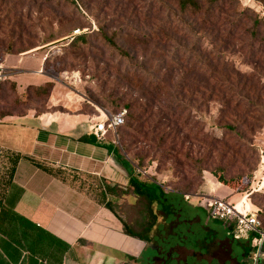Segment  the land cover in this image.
I'll return each mask as SVG.
<instances>
[{
	"label": "rangeland",
	"instance_id": "rangeland-1",
	"mask_svg": "<svg viewBox=\"0 0 264 264\" xmlns=\"http://www.w3.org/2000/svg\"><path fill=\"white\" fill-rule=\"evenodd\" d=\"M201 1L207 6L208 0ZM239 2L251 9L250 16L264 19V0ZM231 3L224 0L213 6L210 16L219 18L218 29L199 32L189 27L191 16L175 12L173 0H0V120L27 114L125 111L124 123L108 134L132 161L138 153L146 156L140 169L143 179H156L166 190L192 185L186 194L190 197L199 192L205 176L242 175L234 189L237 195L227 201L264 211V115L259 123L246 117L249 109L264 113V44L245 33L251 25L247 16L239 17L243 21L238 23L231 17ZM236 23L240 27L232 26ZM83 33L86 43L69 46ZM258 34L264 36V25ZM18 75L22 77L16 80ZM252 76L263 89L257 93L259 99L244 100L240 109L247 110L246 122L231 131L226 124L240 123L243 111L231 108L222 114V93L198 88L197 82L236 85L237 77L244 81ZM175 102L182 103L183 110L171 112L168 103ZM167 112L180 116V121L168 125ZM136 118L143 122L140 128ZM155 123L156 130L150 128ZM143 133L147 138L139 141L130 136ZM13 163L0 152V196ZM69 178L91 184L79 176ZM210 199L192 207L191 214L203 219L211 211ZM130 202L131 196H126L113 204L126 217ZM209 220L218 239L231 237L223 221ZM201 231L198 224L181 223L175 232L183 238L169 236L161 245L168 247L184 237L189 242L204 240ZM233 249L234 257L244 261L243 246L236 242ZM148 254L154 256V249Z\"/></svg>",
	"mask_w": 264,
	"mask_h": 264
},
{
	"label": "crops",
	"instance_id": "crops-1",
	"mask_svg": "<svg viewBox=\"0 0 264 264\" xmlns=\"http://www.w3.org/2000/svg\"><path fill=\"white\" fill-rule=\"evenodd\" d=\"M101 118L58 112L0 120V152L14 161L0 196V264H188L189 259L192 264H264V242L257 250L249 241L218 239L209 225V211L203 219L198 215L190 222L167 225L164 232L155 228L149 240L126 234L105 206L110 197L103 196V186L127 187L137 167L114 137L97 135L95 125ZM69 176L91 184L73 182ZM234 195V189L208 175L189 203L196 207L204 199L227 201ZM231 204L242 208L237 201ZM181 223L198 224L204 240L189 242L184 237L162 246L167 237H176ZM236 242L243 246L244 261L234 257ZM151 248L154 256L148 254Z\"/></svg>",
	"mask_w": 264,
	"mask_h": 264
},
{
	"label": "trees",
	"instance_id": "trees-1",
	"mask_svg": "<svg viewBox=\"0 0 264 264\" xmlns=\"http://www.w3.org/2000/svg\"><path fill=\"white\" fill-rule=\"evenodd\" d=\"M224 0H208L207 6L202 3L201 0H173L175 5V12H178L182 17L191 16L193 21H191L192 29H198V31L207 30V31H214L218 29L219 25V18L217 19L215 16H210L213 6H215L218 2ZM230 8L231 10V17H234L239 22V19L243 21L241 16H247V18L251 21L250 27L245 28V33L248 32L252 38H255L260 44H264V36L259 37L258 31L264 25V19L261 18L259 15L253 18L250 16L248 12L251 10L250 8L240 7L239 0H230ZM261 1V0H258ZM235 3L237 6H235ZM228 10V9H227ZM176 13V14H178ZM204 13H208V16H202ZM178 14V16H179ZM255 15V14H254ZM212 20H210V18ZM228 19V16L226 17ZM191 20V19H190ZM232 21H228L230 23ZM232 25L233 27H240V25ZM246 24L245 22H243ZM176 26V25H173ZM246 26V25H245ZM87 36L86 34H80L72 38V41L69 46H74L77 43H86ZM112 42V41H111ZM21 52V51H19ZM4 53H10L4 50ZM226 69H224V72ZM231 72V70L229 71ZM233 72V71H232ZM207 73V72H206ZM218 73V72H217ZM210 77L213 78L214 72H209ZM239 75L238 73H236ZM199 75H205V73H201ZM137 74L132 76L130 79L131 82L134 83L135 77ZM241 76V75H240ZM239 83L236 85L230 82H223L221 80H214L213 82L205 80V81H198L201 86L198 88H205L211 87L212 90L221 92L222 96L224 97L225 103L223 104V110L221 111L224 114L226 111L230 110H242V114L239 115L240 123L237 125H233L231 123L226 124V127L231 131H236L238 127H241L244 122H246V117L251 118L255 123H259L262 119L264 113H259V110L252 112L251 109L248 110V114L246 109H240L244 100H249L252 96H255L256 99H259L258 92L263 89V85L259 84L255 78L248 77L245 78L244 81H240L237 77ZM140 83L141 80H138ZM49 84V83H48ZM52 85V84H50ZM40 89H45L44 87H38ZM175 99H178L174 96ZM253 105V103H251ZM169 109L172 111L181 108L183 110L182 103H168ZM246 114V117H245ZM251 114V115H250ZM169 118V124L177 123L180 121V116H170L171 114L167 112ZM139 118L135 119L138 126H143V122L139 121ZM185 123V121H182ZM158 123H155L154 126L151 125L150 128L157 129ZM138 128V129H139ZM149 132V131H147ZM134 138V141H139V139H146V133H143L141 137H136L135 134L130 135ZM140 136V135H138ZM164 138V137H163ZM167 138H165L166 140ZM146 156L143 153H138L134 156V163L136 164L137 169H143L145 163ZM141 172H131L130 178L127 187H119L117 185L112 186L111 184L104 183L103 186V196L105 197L108 195L110 198L105 202V206L111 210L122 222L124 232L131 236L139 237L143 240H149V234L153 229H157L160 232H164L165 226H170L171 224L175 223L176 221H187L190 222L197 217L198 215L191 214V208L194 207L188 201L185 200V195L189 192L192 185H187L183 188H175L171 190H166L164 185L158 182L156 179L147 178L143 179L141 177ZM217 177V180L222 184L229 186L232 189L237 187L239 180L241 179L242 175H236L235 177L226 178L223 174L218 173L214 174ZM250 175V174H249ZM250 177V176H249ZM253 194V193H252ZM126 196H132L135 198V202L129 204L130 212L126 217H123L115 205L113 201L120 200ZM111 200V201H110ZM261 212V213H260ZM259 218L264 223V211H257ZM161 221V222H160ZM254 248V247H253ZM248 251L246 256L248 255ZM248 264H252V261L249 260Z\"/></svg>",
	"mask_w": 264,
	"mask_h": 264
},
{
	"label": "built area",
	"instance_id": "built-area-1",
	"mask_svg": "<svg viewBox=\"0 0 264 264\" xmlns=\"http://www.w3.org/2000/svg\"><path fill=\"white\" fill-rule=\"evenodd\" d=\"M125 114V111L114 115L102 113L101 120L95 125L97 135L103 137L109 131L115 133L116 129L124 123ZM137 171L143 173L140 169ZM185 198L189 199V195H185ZM245 205L243 203L242 209H238L237 204L213 197L210 217L223 221L231 230V237L234 240L249 241L252 247L258 250L264 242V223L257 211H252Z\"/></svg>",
	"mask_w": 264,
	"mask_h": 264
},
{
	"label": "bare ground",
	"instance_id": "bare-ground-1",
	"mask_svg": "<svg viewBox=\"0 0 264 264\" xmlns=\"http://www.w3.org/2000/svg\"><path fill=\"white\" fill-rule=\"evenodd\" d=\"M243 205V203H241ZM238 208V207H237ZM238 209H242V208H238Z\"/></svg>",
	"mask_w": 264,
	"mask_h": 264
}]
</instances>
